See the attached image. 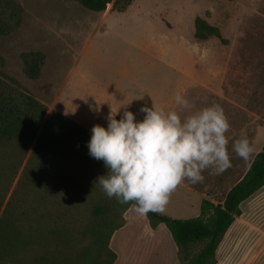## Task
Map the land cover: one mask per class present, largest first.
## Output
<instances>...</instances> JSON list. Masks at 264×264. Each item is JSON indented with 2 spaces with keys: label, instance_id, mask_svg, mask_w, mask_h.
Wrapping results in <instances>:
<instances>
[{
  "label": "rangeland",
  "instance_id": "obj_1",
  "mask_svg": "<svg viewBox=\"0 0 264 264\" xmlns=\"http://www.w3.org/2000/svg\"><path fill=\"white\" fill-rule=\"evenodd\" d=\"M15 2L22 18L17 28L0 36V78L23 87L46 106L47 115L59 112L77 123L84 118L86 125L79 124L91 131L97 124L108 126L105 115L110 108L119 110L116 119L127 110L140 121L145 114L140 109L152 107L153 101L182 118L219 104L230 130L242 124L238 129L253 145V155L263 145L264 0H133L122 12L112 6L91 10L79 0ZM200 18L216 27L219 36L198 38ZM31 51L45 56L35 79L24 69L23 54ZM178 91L189 100L190 109L176 104ZM36 138L26 150L17 149L14 142L0 146V218L9 202L16 210L52 185L43 157L35 155ZM244 163L240 158L239 165ZM95 170L93 175L79 170V180L63 183L82 196L77 204L83 205L91 191L94 204L108 207L94 219L97 235L108 221V231L119 224L109 239L118 256L114 264H191L200 246H193L182 260L166 225L152 227L133 204L109 198L98 183L109 169L96 159ZM237 170L225 187L237 180ZM187 186L215 202H222L228 191L185 180L172 193L164 214L200 215V195ZM79 216L81 236L74 246L85 264H100L106 258L105 238L92 233L93 216L87 208Z\"/></svg>",
  "mask_w": 264,
  "mask_h": 264
},
{
  "label": "trees",
  "instance_id": "obj_2",
  "mask_svg": "<svg viewBox=\"0 0 264 264\" xmlns=\"http://www.w3.org/2000/svg\"><path fill=\"white\" fill-rule=\"evenodd\" d=\"M79 1L91 10L101 11L112 6L119 12L125 11L133 2ZM21 18L22 9L15 0H0V36L17 28ZM196 35L198 38L219 36V31L200 18ZM44 59L40 51L23 54L24 69L29 78L38 77ZM91 135L92 131L62 113L47 115L46 106L23 87L0 78V146L14 142L17 149L26 150L37 136L35 155L43 157L52 182L27 205L16 210L11 202L6 205L0 218V264H85L78 247L74 246V239L81 236L79 214L82 215V210L86 208L91 212L93 221L89 227L96 234L94 219L105 215L108 207L94 204L96 196L91 191H88L83 205H79L78 200L82 196L72 192L63 182L70 184L79 180V170L95 174L96 159L90 155L88 147ZM263 185L264 145L245 175L230 188L223 202L203 196L200 215L196 217L183 219L149 212L147 218L152 227L160 223L166 225L182 260L188 259L193 246H200L192 256L191 264H214L216 250L224 234L241 215V203ZM109 224L108 221L106 229L95 236L105 238L103 249L106 258L100 264H114L117 259V253L109 246V239L119 224L108 231Z\"/></svg>",
  "mask_w": 264,
  "mask_h": 264
},
{
  "label": "clouds",
  "instance_id": "obj_3",
  "mask_svg": "<svg viewBox=\"0 0 264 264\" xmlns=\"http://www.w3.org/2000/svg\"><path fill=\"white\" fill-rule=\"evenodd\" d=\"M175 102L190 109L187 98L177 92ZM137 121L132 111L116 119L110 113L108 126L92 128L89 153L103 160L109 169L99 184L109 198L133 204L141 217L149 212L162 214L172 193L185 180L203 183V172L213 169L219 175L232 166L227 133L230 121L219 104L194 111L185 118L176 110L166 111L153 101L142 107ZM232 150L246 162L253 155L249 139L234 141Z\"/></svg>",
  "mask_w": 264,
  "mask_h": 264
},
{
  "label": "crops",
  "instance_id": "obj_4",
  "mask_svg": "<svg viewBox=\"0 0 264 264\" xmlns=\"http://www.w3.org/2000/svg\"><path fill=\"white\" fill-rule=\"evenodd\" d=\"M117 110L118 109L116 108H110L108 110V114H106L105 117L110 115V113L113 115V113H116ZM117 114H119V110ZM144 116L145 114H142L141 120L144 118ZM82 120L83 121L78 120L79 123L86 125L85 119L83 118ZM238 127H242V124H239ZM238 127L235 130H229V132L226 134L229 139L228 150L232 166L219 175L213 174V169L204 171V186L207 187V185H209L215 190L222 192L224 190L229 191L230 188L245 175L251 165L253 158L259 151H261L264 143L263 145L261 144V147L256 149L254 155H252L247 162L245 161L244 164L239 165L240 158L232 150L234 141L242 138L244 135V131L239 130ZM235 169H239L235 173L239 177L231 187H225L229 175L234 173L233 171ZM187 187L191 192L200 195V206L202 193H199L196 188L190 186ZM228 191L226 192L225 196H223L224 199ZM240 207L242 210L241 215L234 220V222L224 234L216 250V262L214 264H264V185L258 191L244 200ZM159 225L157 227H159ZM177 264H179V260Z\"/></svg>",
  "mask_w": 264,
  "mask_h": 264
}]
</instances>
